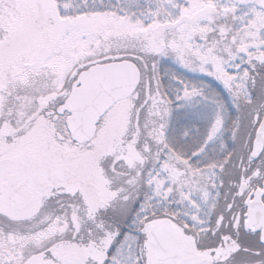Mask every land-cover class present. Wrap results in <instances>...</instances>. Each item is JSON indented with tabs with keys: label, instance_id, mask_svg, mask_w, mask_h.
<instances>
[{
	"label": "snow or ice",
	"instance_id": "obj_1",
	"mask_svg": "<svg viewBox=\"0 0 264 264\" xmlns=\"http://www.w3.org/2000/svg\"><path fill=\"white\" fill-rule=\"evenodd\" d=\"M0 264H264V0H0Z\"/></svg>",
	"mask_w": 264,
	"mask_h": 264
}]
</instances>
